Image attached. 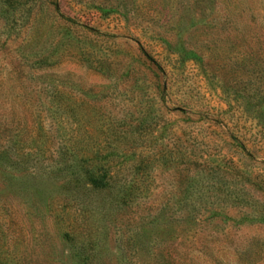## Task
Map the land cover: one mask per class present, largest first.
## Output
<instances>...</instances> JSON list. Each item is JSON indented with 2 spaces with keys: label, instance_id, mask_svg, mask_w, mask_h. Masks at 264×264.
Listing matches in <instances>:
<instances>
[{
  "label": "rangeland",
  "instance_id": "rangeland-1",
  "mask_svg": "<svg viewBox=\"0 0 264 264\" xmlns=\"http://www.w3.org/2000/svg\"><path fill=\"white\" fill-rule=\"evenodd\" d=\"M2 144L109 154L16 200L25 264H264V0H0Z\"/></svg>",
  "mask_w": 264,
  "mask_h": 264
},
{
  "label": "trees",
  "instance_id": "trees-1",
  "mask_svg": "<svg viewBox=\"0 0 264 264\" xmlns=\"http://www.w3.org/2000/svg\"><path fill=\"white\" fill-rule=\"evenodd\" d=\"M142 51L150 57L144 48H142ZM16 141L20 142L21 136ZM90 151L94 156L79 161L74 158L77 152L73 150V147H66L61 151L63 162L57 161L52 165L54 166L53 169H44L42 172H38L33 166L28 168L23 166L26 159L29 158L28 156H31L34 152V147L19 146L14 148L8 144H2L0 148V203H2L4 223L2 224L0 236L2 237L0 264H25L24 259H28L24 257L20 260V256L17 257L14 252L19 244L16 242L17 232L14 229L19 218L15 202L17 200V203L22 205L23 209L27 210L26 214H28L30 208L34 205L35 198L43 195V189L39 182L52 178L51 174L53 172L61 173L59 177H55V181L64 182L65 186L70 184L76 187L84 185L85 190L93 194L108 188L112 178L111 167L106 164L109 163V154L101 157L105 162L98 163L100 148L97 149L96 146H91ZM70 154L73 155L72 160L68 158ZM24 195L25 201H22ZM46 199L49 200V195H46ZM51 200L48 203L50 206ZM62 238L68 241L71 237L68 232H64ZM28 260L30 261L31 258ZM77 261L86 264L91 262V258L89 256L80 257V254H78Z\"/></svg>",
  "mask_w": 264,
  "mask_h": 264
}]
</instances>
